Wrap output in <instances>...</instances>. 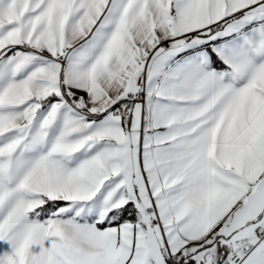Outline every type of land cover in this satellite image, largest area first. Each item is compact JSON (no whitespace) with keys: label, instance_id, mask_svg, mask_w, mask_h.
<instances>
[{"label":"snow or ice","instance_id":"1","mask_svg":"<svg viewBox=\"0 0 264 264\" xmlns=\"http://www.w3.org/2000/svg\"><path fill=\"white\" fill-rule=\"evenodd\" d=\"M0 264H264V0H0Z\"/></svg>","mask_w":264,"mask_h":264}]
</instances>
